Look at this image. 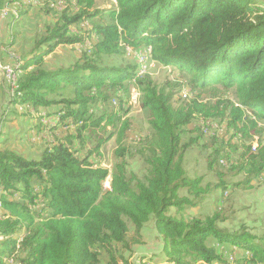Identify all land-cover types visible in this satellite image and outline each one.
Returning a JSON list of instances; mask_svg holds the SVG:
<instances>
[{"label":"trees","instance_id":"16d2710c","mask_svg":"<svg viewBox=\"0 0 264 264\" xmlns=\"http://www.w3.org/2000/svg\"><path fill=\"white\" fill-rule=\"evenodd\" d=\"M43 1L4 0L1 6L14 9V23L41 4L56 16L16 66L8 102L36 112L57 106L72 131L35 159L0 150V264H118L117 257L125 263L123 250L142 244L149 222L161 242L157 264H264V237L220 228L218 214L183 217L187 208L203 202L207 190L181 164L184 149L195 143L181 139L196 116L227 118L241 139L252 141L259 131L258 121H264V7L255 0H114V7L98 10L94 0H61L63 6L53 5L60 0ZM77 44L84 52L70 67L45 68L44 58L58 46ZM127 49H148L153 64L186 72L194 97L174 107L178 84L159 86L148 73L138 77V65L104 63V57L125 55ZM216 86L232 90L234 101L202 102L207 97L201 92L210 95ZM196 88L201 92L194 93ZM132 89L149 112L152 130L140 152L148 167L142 179L125 169L121 143L128 122L114 132L121 116L95 115L91 108L107 101L119 107V95L129 96ZM109 127L102 137L100 131ZM114 135L119 147L108 170L90 159L99 157ZM252 145L241 156L250 179L264 173V145L257 142L254 150ZM181 190L186 196L179 195Z\"/></svg>","mask_w":264,"mask_h":264},{"label":"rangeland","instance_id":"374dc122","mask_svg":"<svg viewBox=\"0 0 264 264\" xmlns=\"http://www.w3.org/2000/svg\"><path fill=\"white\" fill-rule=\"evenodd\" d=\"M255 1L257 6L264 7V0ZM114 3V0H94V8L106 10L114 7ZM39 6L43 7L31 9L25 16L16 21L13 29L11 25L14 20L10 14H15L14 9L9 6L11 12L8 16L1 17L0 15V24L4 25L3 32L9 33L10 30L9 37L15 33V48L19 47L18 44L21 46L34 44L36 40L45 36L55 23L56 16L47 11L43 4ZM87 22L90 26L91 22ZM21 34L23 36L19 43L18 35ZM0 42H5L0 43L3 48L8 45V41L1 40V37ZM83 52V48L78 44L61 45L52 54L44 58L43 64L48 70L67 68L76 62ZM138 56V52L127 49V54L104 57L103 61L110 66L138 65L139 68V64H141L143 67ZM144 67L146 68L145 74L148 73L146 76H149L157 85L161 86L166 82L178 84V91L174 90V107L194 97V94L191 93L189 75L186 72L177 69L172 70L170 67L156 63L153 64L148 58L144 62ZM1 79L0 76V84L2 85ZM197 89H193V92L200 93L201 90ZM215 89V91H211L210 95L209 92L203 94L201 92L203 97H207L205 98L207 100L202 99V102L214 105L219 100L234 101L232 90H226L220 86H216ZM135 93L137 92L132 89L129 96L119 95L118 101L119 105L121 104L119 107L118 105L112 106L107 101L98 103L91 108L95 115H100L103 112L107 114L115 112L121 116L114 132L118 131L124 120L128 122V128L121 143L122 147L125 148V169L127 174L142 179L146 175L148 167L141 158L140 152L145 142L150 139L152 130L148 125L149 112L141 108L138 94L137 99H133L134 102L130 98ZM9 96L10 92L7 89L5 98L0 100V148L3 145L5 150H12L27 159H35L41 150L51 145L55 139L63 138L66 132L72 131V128L68 127L70 120L61 118L63 114L59 113V107L55 106L49 110L39 109L36 112L28 111L27 107L13 105V109L10 111L3 107ZM13 111L19 114L23 112V116L12 115L11 112ZM212 121H216L218 124ZM227 121V118L204 119L196 116L187 128L188 132L181 139L182 144L188 143L189 140L195 142L185 148L182 153L181 164L186 175L189 178H201V186L207 190L203 202L195 207L187 208L182 215L188 219L194 216L204 217L218 214L222 219L219 223L220 228L232 232L245 230L257 238L264 237V173L262 176L250 179L241 167L243 164L241 156L248 144L251 143L252 145L254 141H257L264 145V121H258L259 131L255 134L254 141L235 137L233 130L227 126ZM111 130L109 127L105 132L100 131V133L102 137L106 138ZM90 144L88 143V146ZM118 147L114 135L101 148L99 157H92L90 160L97 166L111 170L116 162L115 151ZM77 149L79 150L78 145L76 146ZM221 161L224 164H221ZM209 163L213 164L211 168H208ZM109 181L110 178L108 177L103 182L104 188L109 189ZM179 195L181 197L186 196V191L181 190ZM174 211L175 209H170L169 214L173 215ZM130 231L132 232L131 228ZM142 236L141 245L131 246L129 251L123 250V257L126 261L124 263L121 257H117L118 264H145L142 262L144 258H153L149 264L160 262L158 260L161 259V242L152 222L145 225ZM6 264H12V261H8Z\"/></svg>","mask_w":264,"mask_h":264},{"label":"crops","instance_id":"0c3cea01","mask_svg":"<svg viewBox=\"0 0 264 264\" xmlns=\"http://www.w3.org/2000/svg\"><path fill=\"white\" fill-rule=\"evenodd\" d=\"M1 1L2 0H0V3L3 4V1L2 2ZM2 4L0 5V7L2 6ZM13 25H15V23H12V25H11L12 29L14 28ZM3 27H4V25L0 24V37H1V40H3V41L7 40L8 45L5 46V48L0 46V59H2V61L8 65H11V66L15 65V67L19 66L23 63V60H25V57H28V53L33 49L34 44H32V45L31 44L30 45L24 44L23 46H21V44H18L19 47L17 45L18 48H15V42H16L14 39L15 33H13V31H12L13 34L9 37L10 30H9V33L3 32ZM22 36H23V34L18 35L19 43H20V40L22 39ZM0 43L3 44L5 42H0ZM1 81L3 84L2 85L0 84V100L2 98H5L6 92H7V86H6L5 82L2 79H1ZM0 106H1V104H0ZM12 106L13 105H10L8 100H7V103H5L3 105V107L5 109H8L10 111L13 109ZM11 113H13L12 115H15V116H23V115H18L19 113L17 114L14 111ZM0 150H5L3 145H2V148H0Z\"/></svg>","mask_w":264,"mask_h":264},{"label":"built area","instance_id":"2783aa9c","mask_svg":"<svg viewBox=\"0 0 264 264\" xmlns=\"http://www.w3.org/2000/svg\"><path fill=\"white\" fill-rule=\"evenodd\" d=\"M53 5L63 6L61 0L57 1L56 4ZM0 15L1 17L8 16V13L6 12V5L0 8ZM138 55H139L138 60H142L143 68H144V60H146V55H148V49L143 52H138ZM14 67L15 65L14 66L8 65L4 63L2 59H0V76L2 77V80L5 82L9 92H12L14 90V86L16 83V79L14 76ZM130 98H132L133 101V96ZM29 110H32V108L29 107ZM256 147H257V141H254V145H252V150H254ZM221 164H224L223 161H221Z\"/></svg>","mask_w":264,"mask_h":264},{"label":"bare ground","instance_id":"6f19581e","mask_svg":"<svg viewBox=\"0 0 264 264\" xmlns=\"http://www.w3.org/2000/svg\"><path fill=\"white\" fill-rule=\"evenodd\" d=\"M27 1H29V0H27ZM31 1V0H30ZM22 2V1H21ZM9 6L8 5H6V12L9 14L10 12H11V10H10V8H8ZM59 9V8H58ZM13 13V12H12ZM146 60H147V57H146ZM146 60H144V62H146ZM140 61H142V60H140ZM139 71H138V76L139 75H143V74H145L146 73V68L144 67H142V65L141 64H139ZM14 76H15V79H17V73H16V67H14ZM133 99H137V93H135V95H133ZM28 111H29V108L27 109ZM54 120V119H53ZM56 124V123H55ZM49 126V125H48ZM254 145V144H253ZM2 240V238L0 237V241Z\"/></svg>","mask_w":264,"mask_h":264}]
</instances>
